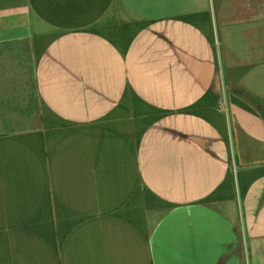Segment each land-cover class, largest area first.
<instances>
[{"label":"crops","instance_id":"crops-1","mask_svg":"<svg viewBox=\"0 0 264 264\" xmlns=\"http://www.w3.org/2000/svg\"><path fill=\"white\" fill-rule=\"evenodd\" d=\"M0 264H264V0H0Z\"/></svg>","mask_w":264,"mask_h":264}]
</instances>
